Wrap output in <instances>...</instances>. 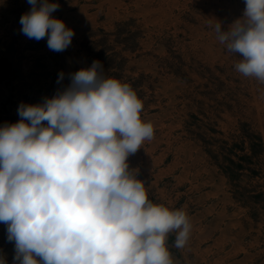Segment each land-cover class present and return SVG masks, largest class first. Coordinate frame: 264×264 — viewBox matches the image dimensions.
I'll use <instances>...</instances> for the list:
<instances>
[{
    "label": "rangeland",
    "instance_id": "374dc122",
    "mask_svg": "<svg viewBox=\"0 0 264 264\" xmlns=\"http://www.w3.org/2000/svg\"><path fill=\"white\" fill-rule=\"evenodd\" d=\"M49 2L75 32L59 53L21 33L27 0H0V126L13 120L2 106L15 101V73H72L101 61L105 76L132 86L154 125L130 168L153 203L190 218L185 248L168 236L175 264H264V85L236 71L240 57L214 32L218 20L227 30L242 16L244 0ZM13 255L0 223V256L12 264Z\"/></svg>",
    "mask_w": 264,
    "mask_h": 264
},
{
    "label": "clouds",
    "instance_id": "9594fccd",
    "mask_svg": "<svg viewBox=\"0 0 264 264\" xmlns=\"http://www.w3.org/2000/svg\"><path fill=\"white\" fill-rule=\"evenodd\" d=\"M20 17L28 39L53 52L73 29L52 14L58 3L27 0ZM216 39L240 57L235 69L264 85V0H244ZM70 83L41 103L18 107L0 126V223L14 244L12 264H175L167 240L186 247L192 224L184 209L153 203L129 157L154 138L143 101L129 83L105 76L101 61L68 74ZM65 78L58 74L57 84ZM0 264H8L0 256Z\"/></svg>",
    "mask_w": 264,
    "mask_h": 264
},
{
    "label": "crops",
    "instance_id": "0c3cea01",
    "mask_svg": "<svg viewBox=\"0 0 264 264\" xmlns=\"http://www.w3.org/2000/svg\"><path fill=\"white\" fill-rule=\"evenodd\" d=\"M28 74H39L40 79L35 81L33 76H26ZM58 74L59 73H15L9 85V98L15 101H12L9 106L6 104L2 106L3 110L7 108L5 115L13 119L9 121V123H15L14 120L19 121L18 107L22 102L25 104H38L41 103L45 97H50L49 88H51L53 84H57ZM68 74L69 73H65V78L68 77ZM60 84L63 86L65 84L64 80ZM68 84L69 82L66 83V85ZM33 89L36 91H33ZM1 123L4 125L5 121L1 119Z\"/></svg>",
    "mask_w": 264,
    "mask_h": 264
}]
</instances>
